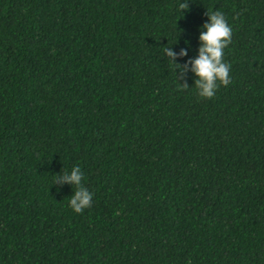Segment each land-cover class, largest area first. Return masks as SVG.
<instances>
[{
	"label": "trees",
	"instance_id": "trees-1",
	"mask_svg": "<svg viewBox=\"0 0 264 264\" xmlns=\"http://www.w3.org/2000/svg\"><path fill=\"white\" fill-rule=\"evenodd\" d=\"M0 264H264V0H0Z\"/></svg>",
	"mask_w": 264,
	"mask_h": 264
},
{
	"label": "clouds",
	"instance_id": "clouds-1",
	"mask_svg": "<svg viewBox=\"0 0 264 264\" xmlns=\"http://www.w3.org/2000/svg\"><path fill=\"white\" fill-rule=\"evenodd\" d=\"M181 10L187 9V4H180ZM210 23L203 25L207 32L202 33L200 40L203 46L200 48V56L193 62V71L199 79L196 80L198 95L204 99H212L220 85L227 86L231 83L230 65L223 60V50L232 42V29L228 25L222 12L208 11ZM168 56L175 58V53L164 49ZM181 55H187L182 51ZM177 67V65H176ZM187 89V85L183 86ZM83 173L80 167L75 166L71 170V175L64 172L63 176H56L54 183L70 182L77 185L78 190L75 196L70 199V207L77 214L91 207L93 194L81 185Z\"/></svg>",
	"mask_w": 264,
	"mask_h": 264
}]
</instances>
